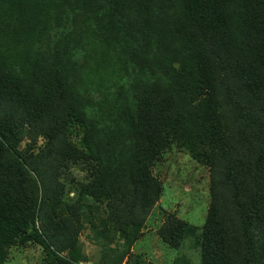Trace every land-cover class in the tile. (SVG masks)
<instances>
[{"label": "trees", "instance_id": "trees-1", "mask_svg": "<svg viewBox=\"0 0 264 264\" xmlns=\"http://www.w3.org/2000/svg\"><path fill=\"white\" fill-rule=\"evenodd\" d=\"M68 2L12 6L29 18L22 26L38 21L46 27L50 11ZM73 4L74 12L58 14L66 20L86 8L75 27L92 15L107 36L101 59L92 58L106 60L105 66L120 63L110 52L121 49L131 94H119L117 119L105 120L114 115L104 111L98 122L95 108L69 78L87 31L72 39L61 21L53 42L59 61L52 65H18L14 53L0 52V264L13 247L28 244L40 246L45 263L55 264V257L75 245L82 204L64 200L62 181L72 162H83L91 173L81 196L105 203L102 233L110 242L125 238L131 247L163 195L153 168L172 146L209 170L202 264H264V0ZM5 10L0 0L7 15ZM97 30L92 33L99 35ZM77 129L83 138L74 141ZM25 141L30 143L22 149ZM160 228L162 241L178 249L191 226L173 214Z\"/></svg>", "mask_w": 264, "mask_h": 264}, {"label": "rangeland", "instance_id": "rangeland-1", "mask_svg": "<svg viewBox=\"0 0 264 264\" xmlns=\"http://www.w3.org/2000/svg\"><path fill=\"white\" fill-rule=\"evenodd\" d=\"M18 2L25 4L26 0H5L7 15L0 11V52L6 56L9 52L10 54L14 53L13 59L16 58L18 65L26 63V65L32 66L31 64L35 60L40 65H52V61H59L54 59L56 54L53 42L59 37L57 25L60 21L63 23L64 33H72V39L78 40V31H87L84 36L85 40L83 39V43H86L85 49L78 53L74 52L73 61L77 65L72 68L69 76L70 81L74 83V88L81 93V96L87 99L89 106L95 108L99 123L104 118L102 116L104 111L114 115L105 120L117 119L120 116V109L117 113L114 104L121 108L119 94H125L127 97L131 94L127 83L129 78L126 76V69L129 66L124 63L126 57L121 49L119 51L112 47L117 52L113 49L110 52L114 56L115 62L116 58L120 59V63L115 67L111 63L105 66V58H103L105 60H102L103 62L94 60L93 55L101 59L100 51L106 48V45L102 44L104 43L102 40L107 36L104 32L97 30V24L94 19H91L93 18L91 14L87 15L90 20L86 25H82L81 22L79 26L75 27L78 19L83 20L82 12L86 11V8H79L80 11L78 9L75 11L74 15L77 16L75 20H73L75 17L73 15H69L65 20L66 15L58 14L60 11L74 12L72 8L75 9L78 6L73 4L71 7L72 0H69L62 8H54L50 11L51 17L48 18L46 27L38 21H33L31 27L22 26V22L29 18L21 17L19 13L13 11L12 5L18 4ZM92 29L97 30L99 35H94ZM9 45H15V52H11ZM92 49H95V54L92 53ZM61 61L67 67L65 63L67 59L64 61L61 58ZM108 61L112 62L110 59ZM121 87L124 88L122 92ZM82 134V130L77 129L72 134V139L79 141L83 138ZM28 143L30 141H25L21 148L25 149ZM43 144V140H39L37 149ZM153 173L163 184V195L141 230L140 238L131 247H128L125 238H117L110 242L102 233L107 219L105 203L81 196V186L91 179L88 166L83 162L69 163L62 174V181L66 186L64 200L74 203L81 200L82 220L80 226L82 228L75 245L58 255L64 261L55 257L54 263L202 264V228L206 223L211 202L208 168L193 159L188 151L172 146L160 156L153 168ZM173 214L191 226L178 249L169 247L162 241L158 233L166 218ZM44 255L43 249L38 245L17 246L13 247L6 255L7 259L4 264H46Z\"/></svg>", "mask_w": 264, "mask_h": 264}]
</instances>
